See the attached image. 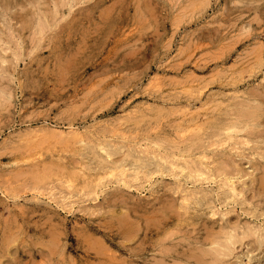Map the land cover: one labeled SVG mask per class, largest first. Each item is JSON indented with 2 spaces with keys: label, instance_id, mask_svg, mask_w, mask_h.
Returning a JSON list of instances; mask_svg holds the SVG:
<instances>
[{
  "label": "rangeland",
  "instance_id": "374dc122",
  "mask_svg": "<svg viewBox=\"0 0 264 264\" xmlns=\"http://www.w3.org/2000/svg\"><path fill=\"white\" fill-rule=\"evenodd\" d=\"M0 74V264H264V0H0Z\"/></svg>",
  "mask_w": 264,
  "mask_h": 264
},
{
  "label": "bare ground",
  "instance_id": "6f19581e",
  "mask_svg": "<svg viewBox=\"0 0 264 264\" xmlns=\"http://www.w3.org/2000/svg\"><path fill=\"white\" fill-rule=\"evenodd\" d=\"M80 2H81V1H80ZM6 61H7V60H6ZM0 75H1V74H0ZM232 121H234V120H232ZM252 122H253V121H252ZM230 123H231V122H230ZM222 127H223V126H222ZM231 128H234V127L232 126ZM247 128H248V127H247ZM235 131H236V129H235ZM231 132H232V131H231ZM233 133H234V132H233ZM245 139H246V138H245ZM105 141H106V140H105ZM99 142H100V141H99ZM211 142H212V141H211ZM201 143H202V142H201ZM248 143H249V142H248ZM93 144H94V143H93ZM105 144H106V143H105ZM84 145H85V144H84ZM84 145H83V146H84ZM123 145H124V144H123ZM154 145H155V144H154ZM88 146H89V145H88ZM109 147H110V146H109ZM175 147H176V146H175ZM102 148H103V147L101 146V149H102ZM84 149H85V148H84ZM90 149H91V146H90ZM231 149H232V148H231ZM82 150H83V149H82ZM103 150H104V149H103ZM165 150H166V149H165ZM95 151H96V150H95ZM107 151H109V150L107 149ZM142 151H143V150H142ZM167 151H168V150H167ZM103 152H104V151H103ZM106 153H107V152H106ZM110 153H111V152H110ZM141 153H142V152H141ZM141 153H140V154H141ZM138 154H139V153H138ZM180 154H181V153H180ZM181 155H182V154H181ZM147 156H148V155H147ZM156 156H157V155H156ZM153 157H154V156H153ZM158 157H159V156H158ZM163 157H164V156H163ZM177 157H178V156H177ZM130 158H131V157H130ZM145 158H146V155H145ZM170 158H171V157H170ZM174 158H175V156H174ZM159 159H160V158H159ZM163 159H164V158H163ZM167 159H168V158H166V160H167ZM172 159H173V158H172ZM176 159H177V158H176ZM179 159H180V158H179ZM203 159H204V158H203ZM177 160H178V159H177ZM194 160H195V159H194ZM169 161H170V159H169ZM173 161H174V160H173ZM179 162H181V161H179ZM184 162H185V161H183V163H184ZM100 163H101V162H100ZM164 163H165V162H164ZM190 163H191V162H190ZM192 163H193V162H192ZM200 163H201V162H200ZM120 164H121V163H120ZM174 164H175V163H174ZM171 165H172V167H174L173 163H171ZM199 165H200V164H199ZM104 166H105V165H104ZM112 166H113V165H112ZM114 166H115V164H114ZM116 166H118V165H116ZM178 166H179V165H178ZM158 167H159V166H157V168H158ZM172 167H171V168H172ZM118 168H119V167H117V169H118ZM138 168H140V167H138ZM142 168H144V167H142ZM145 168H146V166H145ZM157 168H156V171H157V170L159 171V169H157ZM112 169H113V168H112ZM112 169H110V171H111ZM117 169H116V170H117ZM182 169H183V168H181L180 170H182ZM186 169H188V168L186 167ZM196 169H197V168H196ZM143 170H146V169H143ZM143 170H140V169H139V170H136L135 173H134V174H135V175H134V176H135L134 178H135V179H136V178H139V172H140V171H143ZM162 170H163V169H162ZM168 170H169V168H168ZM170 170H171V169H170ZM189 170L191 171V167L189 168ZM189 170H186V171H188V172H187L188 174H190V171H189ZM113 171H114V170H113ZM125 171H126V169H125L124 167H122V168L119 169V171H118V172H119L118 174L121 175V178H122L121 181H122L124 184L126 183V181H125V177H126V176H125V175H126V174H125ZM158 171H157V172H158ZM166 171H167V170H166ZM221 171H222V170H221ZM132 172H133V171H132ZM145 172H146V171L143 172L144 175H145ZM154 172H155V171H151V172L147 173V176L150 178V175H152V173H154ZM157 172H156V173H157ZM204 172L206 173V171H204ZM107 173H108V172H107ZM163 173H164V172H163ZM182 173H183V172H182ZM191 173H192V172H191ZM195 173H196V172H195ZM110 174H112V172H110ZM176 174H177V173H176ZM219 174H220V173H219ZM113 175H114V174H113ZM153 175H154V174H153ZM162 175H163V174H162ZM190 175L195 176V175H193V173L190 174ZM111 176H112V175H111ZM132 176H133V175H132ZM187 176H188V178H189V175H187ZM196 176H197V178H200V177H201V178H204L205 180H207L206 177L203 175L202 170H201V171H198L197 174H196ZM206 176H207V175H206ZM99 177H100V176H99ZM99 177H98V178H99ZM113 177H114V176H113ZM149 178H146L145 180H148ZM190 178H191V176H190ZM201 178H200V179H201ZM130 179H131V178H130ZM192 179L194 180V177H192ZM230 179H231V178H230ZM118 180L120 181V178H119ZM228 181H229V180H228ZM228 181H227V182H228ZM194 182H196V181H194ZM197 182H198V181H197ZM99 183H102V182H100V180H99ZM96 184H97V181H96ZM103 184H104V183H103ZM222 184H224V182H223ZM97 185H98V184H97ZM223 186H225V185H223ZM102 188H103V187H102ZM223 189H224V188H223ZM227 191H228V190H227ZM219 192H220V191H219ZM240 195H241V194H240ZM232 196H233V195H232ZM232 196H231V198H232ZM184 199H185V198H184ZM186 199H187V198H186ZM224 199H225V198H224ZM228 199H229V198H228ZM242 199H243V198H242ZM69 200H70V199H69ZM234 200H235V199H234ZM243 200H244V199H243ZM191 201H192V200H191ZM194 205H195V204H194ZM59 206H60V205H59ZM165 207H166V206H165ZM196 207H197V206H196ZM197 208H198V207H197ZM155 210H156V209H155ZM159 211H160V210H159ZM169 212H170V211H169ZM215 213H216V212H215ZM160 214H161V213H160ZM212 214H213V213H212ZM92 215H93V214H92ZM210 216H211V215H210ZM162 217H163V216H162ZM149 222H150V221H149ZM248 233H249V232H248ZM229 235H230V234H229ZM249 235H250V233H249ZM212 236H213V235H212ZM223 236H224V235H223ZM232 237H233V236H232ZM246 237H248V236H246ZM210 239H211V238H210ZM219 240H220V239H219ZM239 240H240V239H239ZM212 241H213V240H212ZM141 243H142V242H141ZM141 243H140V244H141ZM95 246H97V245H95ZM98 246H99V244H98ZM220 246H221V245H220ZM220 246H219V247H220ZM221 247H222V246H221ZM87 249H88V248H87ZM90 249H91V248H90ZM129 249H130V248H129ZM109 250H110V249H109ZM159 250H160V248H159ZM195 250H196V248H195ZM201 250H205V249H201ZM223 250H224V249H223ZM99 251H100V250H99ZM219 251H221V249H220ZM226 251H227V250H226ZM229 251H230V250H229ZM165 252H166V251H165ZM197 252H198V251H197ZM202 252H203V251H202ZM217 252H218V251H217ZM166 253H167V252H166ZM205 253H206V252H205ZM159 254H160V253H159ZM163 254H164V253H163ZM167 254H168V253H167ZM195 255H196V254H195ZM206 255H207V253H206ZM212 255H213V254H212ZM219 255H220V254H219ZM227 256H228V255H227ZM137 258H138V257H137ZM205 258H206V256H205ZM219 258H220V257H219ZM219 258H218V260H219ZM112 261H113V260H112ZM193 262H194V261H193ZM217 262H218V261H217ZM154 263H155V262H154ZM206 263H207V262H206ZM208 263H211V262H208ZM101 264H102V263H101ZM103 264H104V263H103ZM203 264H204V263H203ZM219 264H220V263H219Z\"/></svg>",
  "mask_w": 264,
  "mask_h": 264
}]
</instances>
